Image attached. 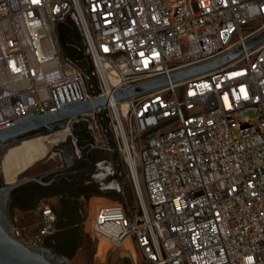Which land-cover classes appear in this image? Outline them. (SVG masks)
Returning <instances> with one entry per match:
<instances>
[{
    "label": "built area",
    "instance_id": "built-area-1",
    "mask_svg": "<svg viewBox=\"0 0 264 264\" xmlns=\"http://www.w3.org/2000/svg\"><path fill=\"white\" fill-rule=\"evenodd\" d=\"M67 15L97 95L62 54ZM262 33L264 0H0V125L58 111L52 89L77 81L82 99L63 108L106 98L104 116H73L48 136L83 125L106 147L110 134L136 201L132 215L118 203L97 209L100 245L132 264H264V42L246 48ZM239 48L217 69L170 81ZM163 77L165 86L114 100ZM57 223L42 202L27 243L46 246Z\"/></svg>",
    "mask_w": 264,
    "mask_h": 264
},
{
    "label": "water",
    "instance_id": "water-1",
    "mask_svg": "<svg viewBox=\"0 0 264 264\" xmlns=\"http://www.w3.org/2000/svg\"><path fill=\"white\" fill-rule=\"evenodd\" d=\"M70 15V14H69ZM66 16L64 22L58 24L59 40L63 46V34L68 35L73 31L78 38L81 37V48L84 50V59H80L78 65L82 68L85 75V79L88 83L90 93L97 95L101 90L97 88L94 68L92 65L90 55L85 54L86 43L82 35L79 33L75 22ZM264 42V33L252 39L247 45V49H252L257 45ZM66 54H77V49L67 45ZM65 52V51H64ZM242 54V49H236L231 53L208 63L198 65L189 69H185L176 72L170 76L171 82H178L184 79H188L202 73L209 72L217 69ZM65 56V55H64ZM168 84V79L163 77L150 82L136 85L130 89L116 92L113 97L115 101H122L127 98H131ZM58 111L50 113L46 112V115L37 117L33 113L29 116L18 118L9 123L0 125V156H5L7 151L13 147L20 145L22 142L37 138L40 136H48L52 133L63 131L66 128L67 121L73 117L93 109H96L99 115L102 117L105 114L103 108L107 105L106 98H96L69 108H63L65 104L72 103L82 99L77 81L52 89ZM103 129L107 128V121L102 122ZM107 147H101L103 150L108 149L113 152H117L116 149H111L113 144L112 137L106 135ZM60 145V144H59ZM54 153L58 152L57 146L54 148ZM74 151L70 154L69 161L65 160V166L69 167L72 164ZM44 176H31L24 177L17 181V183H8L0 178V264H72L70 258L65 254L55 251L50 246H36L25 242L17 231L14 230V224L10 217V204L12 201L13 193L21 186L27 183H40L48 185L53 182H45ZM55 180V179H54ZM58 225L54 229L56 232Z\"/></svg>",
    "mask_w": 264,
    "mask_h": 264
},
{
    "label": "rangeland",
    "instance_id": "rangeland-1",
    "mask_svg": "<svg viewBox=\"0 0 264 264\" xmlns=\"http://www.w3.org/2000/svg\"><path fill=\"white\" fill-rule=\"evenodd\" d=\"M62 54L64 56L63 49ZM247 115L251 118L253 117L251 113ZM78 127L83 128L84 126L80 125ZM107 136H109L108 133ZM54 146H49L48 154L45 158L35 161L31 167L23 172H20L16 166H13L11 170L14 175L13 183H17V181L24 177H38L41 173L58 166L60 159L58 154L53 153ZM114 148V145L111 144V149ZM51 155H53L52 158H50ZM3 158L4 156H0V178L5 181L1 168ZM100 159L102 163L95 172L85 176V179L91 182V188L89 189L91 191H87L79 220L69 231L76 245L66 256L70 258L72 264H132L130 259L122 257V251H110L108 247L101 246L92 234L91 221L98 206L118 203L123 205L130 215L136 210L135 197L130 187L125 165L119 154L105 149L100 154ZM43 202L50 204L59 215L56 199L45 200ZM10 217L14 226L19 231V236L26 242H29L30 238L37 231L38 209L21 210L14 206L10 209ZM63 228L64 226L60 225L59 222L57 231L51 237L61 233Z\"/></svg>",
    "mask_w": 264,
    "mask_h": 264
},
{
    "label": "flooded vegetation",
    "instance_id": "flooded-vegetation-1",
    "mask_svg": "<svg viewBox=\"0 0 264 264\" xmlns=\"http://www.w3.org/2000/svg\"><path fill=\"white\" fill-rule=\"evenodd\" d=\"M62 38L72 48L77 46L81 48L80 44L83 46L81 37L78 38L73 31L67 36L63 34ZM55 146L58 152L53 153L59 155L60 164L39 175L44 176L45 182L52 180L53 182L48 185L33 182L19 187L13 193L10 209L14 206L21 210L38 209L43 201L56 199L59 207L58 223L64 226L63 234L60 241H55L54 237L49 236L46 245L52 248L60 247L62 252L67 254L76 245L68 233L79 220L87 191H91L89 190L91 182L87 181L85 176L95 172L101 165L100 154L103 149L86 127L76 128ZM72 150L74 158L71 166L67 167L65 160L69 161Z\"/></svg>",
    "mask_w": 264,
    "mask_h": 264
},
{
    "label": "bare ground",
    "instance_id": "bare-ground-1",
    "mask_svg": "<svg viewBox=\"0 0 264 264\" xmlns=\"http://www.w3.org/2000/svg\"><path fill=\"white\" fill-rule=\"evenodd\" d=\"M65 135V132H60L52 136H40L9 149L3 158L1 167L5 181L13 183L14 175L11 171L13 166H16L20 172L27 170L35 161L45 158L49 146L58 144L65 138Z\"/></svg>",
    "mask_w": 264,
    "mask_h": 264
},
{
    "label": "trees",
    "instance_id": "trees-1",
    "mask_svg": "<svg viewBox=\"0 0 264 264\" xmlns=\"http://www.w3.org/2000/svg\"><path fill=\"white\" fill-rule=\"evenodd\" d=\"M60 26H59L58 30L60 29ZM63 46H64V51H65L64 52L65 57L68 58L69 60H71L74 64L78 65L79 60L84 59V50L81 49L79 46H77V48H76L77 49L76 55L66 54L68 48H67V43L64 40H63ZM61 234H63L62 231H61V233H58L57 235L54 236L55 241H60L61 236H62ZM68 235L72 238L71 233H68ZM53 249L59 253L65 254L62 252V249L60 247H56V248L54 247ZM65 255H67V254H65Z\"/></svg>",
    "mask_w": 264,
    "mask_h": 264
},
{
    "label": "crops",
    "instance_id": "crops-1",
    "mask_svg": "<svg viewBox=\"0 0 264 264\" xmlns=\"http://www.w3.org/2000/svg\"><path fill=\"white\" fill-rule=\"evenodd\" d=\"M99 207H100V206H98L97 209H98ZM97 209H96V211H97ZM96 211H95V212H96ZM125 244H126V246H129V245H130V243H129L128 241H126ZM47 246H48V245H47Z\"/></svg>",
    "mask_w": 264,
    "mask_h": 264
}]
</instances>
